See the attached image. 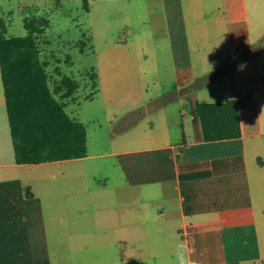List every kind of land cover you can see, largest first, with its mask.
<instances>
[{"label":"crops","instance_id":"obj_1","mask_svg":"<svg viewBox=\"0 0 264 264\" xmlns=\"http://www.w3.org/2000/svg\"><path fill=\"white\" fill-rule=\"evenodd\" d=\"M130 4L148 38L151 25H160L168 48L158 55L171 63L178 90L166 96L178 99L179 114L157 111L142 133L132 128L139 113L157 108L152 99L137 103L138 113L122 116L121 131L113 133L118 145L107 153L114 157L113 169L99 172L98 181L93 177V187L86 178L79 183L80 261L71 264H89V245L96 248V263L178 264L180 244L194 264H264V28L257 20L262 2L128 0ZM135 50L126 65L122 57L127 52L118 50L114 70L104 73L102 82L114 103L124 102L121 98L136 91L140 81L148 87V73L154 85L160 82L156 51ZM215 70L206 84L185 88ZM207 86L211 89L205 91ZM2 94L0 122L6 124ZM227 98L243 102L240 136L205 141L195 103ZM9 138L12 145L10 128ZM6 157L0 160V184L6 185L0 188V264H50L56 255L39 251L43 239L31 236L34 228L24 224L18 193L8 186L27 163H17L14 150ZM86 202L95 206L94 213L85 210ZM87 221L90 228L84 226Z\"/></svg>","mask_w":264,"mask_h":264},{"label":"rangeland","instance_id":"obj_2","mask_svg":"<svg viewBox=\"0 0 264 264\" xmlns=\"http://www.w3.org/2000/svg\"><path fill=\"white\" fill-rule=\"evenodd\" d=\"M260 1L262 14H257V20L258 25L264 28V0ZM134 13L135 9L131 4L128 5V0H0V17L6 22L7 35H26L25 18H47V26L39 36V46L41 59L45 61L50 75V87L53 88L64 74L73 77L79 84L73 97L63 101L67 113L86 127L87 153L90 156L78 161L31 164L34 165L31 170L27 164L8 185L18 193L20 207L25 213V226L34 228L31 236L43 239L39 251L56 255L50 264L80 261V251L76 246L80 240L79 217L83 195L79 193V183H83L81 179L86 178L88 186L93 187L100 178L99 172L113 169L114 157L107 156V153L118 145L113 141V138L116 139L113 133L121 131L122 116L138 113L140 102L152 99L151 105L157 108L139 113L140 117L132 128L141 129L142 133L148 126V120L157 117V111L179 114L178 99L166 96L178 90L174 87L171 63L167 57L158 55L168 48L166 40L160 35V25H151L148 38L143 33L145 25L136 19ZM147 47L157 53L156 74L160 82L154 85V78L148 73V87H142L144 83L140 81L136 91L130 90L128 95L121 98L124 102L114 103L102 82L105 71L114 70L113 61L118 50H124L123 54L127 52L122 57L126 65L128 54L134 55L135 49L146 50ZM138 62L145 63L143 59H138ZM99 75L102 78H97ZM93 77L97 82L95 92ZM99 87H103V90H98ZM209 89L211 86H207L205 91ZM130 109L132 111L129 112ZM0 149L6 155L13 153L7 122H0ZM5 154L0 153V160H7ZM49 178L55 180L48 181ZM5 187V184H0V188ZM84 206L86 211L94 213L92 202H86ZM91 225L89 221L84 224L88 228ZM86 251L89 264H113L96 263L94 245H89Z\"/></svg>","mask_w":264,"mask_h":264},{"label":"trees","instance_id":"obj_3","mask_svg":"<svg viewBox=\"0 0 264 264\" xmlns=\"http://www.w3.org/2000/svg\"><path fill=\"white\" fill-rule=\"evenodd\" d=\"M47 23L42 16L25 18L27 34L14 36L7 35L6 22L0 17V78L17 163L35 164L87 154L86 127L67 113L63 101L73 97L78 81L64 74L51 88L50 75L40 56L39 36ZM217 70L196 78L185 88L197 89ZM93 80L95 92L97 82ZM242 105V101L233 98L223 102L197 101L194 112L200 118L203 139L239 137L238 109Z\"/></svg>","mask_w":264,"mask_h":264},{"label":"clouds","instance_id":"obj_4","mask_svg":"<svg viewBox=\"0 0 264 264\" xmlns=\"http://www.w3.org/2000/svg\"><path fill=\"white\" fill-rule=\"evenodd\" d=\"M244 65L241 64L239 66V70H243ZM176 260L178 262V264H194V262H192L189 258H188V250L186 245L180 244L177 246V250H176Z\"/></svg>","mask_w":264,"mask_h":264}]
</instances>
